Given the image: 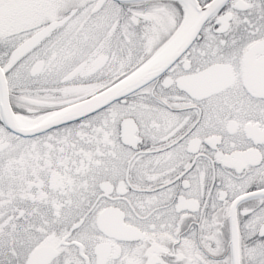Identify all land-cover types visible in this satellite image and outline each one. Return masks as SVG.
<instances>
[{"label":"snow or ice","instance_id":"obj_1","mask_svg":"<svg viewBox=\"0 0 264 264\" xmlns=\"http://www.w3.org/2000/svg\"><path fill=\"white\" fill-rule=\"evenodd\" d=\"M0 264H264V0H0Z\"/></svg>","mask_w":264,"mask_h":264}]
</instances>
